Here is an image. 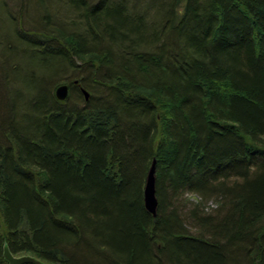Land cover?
I'll return each instance as SVG.
<instances>
[{
  "label": "trees",
  "instance_id": "obj_1",
  "mask_svg": "<svg viewBox=\"0 0 264 264\" xmlns=\"http://www.w3.org/2000/svg\"><path fill=\"white\" fill-rule=\"evenodd\" d=\"M25 1L43 16L20 17L37 29L0 95V264L7 246L46 264H264V0Z\"/></svg>",
  "mask_w": 264,
  "mask_h": 264
},
{
  "label": "rangeland",
  "instance_id": "obj_2",
  "mask_svg": "<svg viewBox=\"0 0 264 264\" xmlns=\"http://www.w3.org/2000/svg\"><path fill=\"white\" fill-rule=\"evenodd\" d=\"M97 1V0H95ZM37 5H39V3L37 2H30L27 3L25 0H0V95L4 96L6 94L7 90H8V85L10 83L11 80V72L13 70L14 67L16 66H20L23 70L25 68V63L22 61L17 60L16 57H14V53H12V51H10V49H19L20 44L19 41L17 40V35H21V33L23 31H25L26 33L29 31H35V29H37L35 27V25H32L31 27H29V25L23 21H21L20 17H23L24 15H27L28 17H30L29 19L35 23L38 24L41 19V17L43 16V12L41 11L40 6L38 7ZM63 10H65V12H67L66 8ZM68 15L71 14L70 11L67 12ZM10 16L11 20L9 21V19H7V16ZM30 20H28V23L30 22ZM13 21L15 24L17 25V29H16V33H11V35L9 34V32H12V27L10 26V30L8 27L4 26V24H6V22L9 24V22ZM14 24V25H15ZM3 32V33H2ZM21 48V47H20ZM10 69V71H9ZM73 78V77H72ZM68 77L62 78L60 79V81H58V83L56 85H54V90L56 91L57 87L59 85L62 84H66L68 83ZM66 82V83H65ZM1 98V97H0ZM3 103L2 100H0V105ZM232 182H241V178L234 176L231 179ZM196 194V193H195ZM197 197H199V194H196ZM184 200H188V198L184 195ZM200 201H201V197H200ZM209 201H211V203H209ZM190 203H194L197 204L195 201H189ZM225 198L221 197V196H215V197H211L210 200L206 201L205 204L206 207H209L212 209V211L209 213L213 216H215L217 214V212H219L221 210V207L225 205ZM218 205V206H217ZM188 230L189 232H191V234H197L198 230H195L193 227L188 226Z\"/></svg>",
  "mask_w": 264,
  "mask_h": 264
},
{
  "label": "water",
  "instance_id": "obj_3",
  "mask_svg": "<svg viewBox=\"0 0 264 264\" xmlns=\"http://www.w3.org/2000/svg\"><path fill=\"white\" fill-rule=\"evenodd\" d=\"M83 92L86 95V99L89 100L91 97V93L87 89H83ZM56 96L60 101L68 100L70 96V85L62 84L56 90ZM156 166L157 160L154 159L146 178V190H145V204L146 209L150 212L154 217L158 214V206L159 201L156 195ZM6 259L11 264H46L42 260H38L33 256H15L10 248L7 246L5 249Z\"/></svg>",
  "mask_w": 264,
  "mask_h": 264
},
{
  "label": "clouds",
  "instance_id": "obj_4",
  "mask_svg": "<svg viewBox=\"0 0 264 264\" xmlns=\"http://www.w3.org/2000/svg\"><path fill=\"white\" fill-rule=\"evenodd\" d=\"M185 196L188 198L189 201H195L197 204H200L201 203L200 198L197 197V195L195 193H188V192H186L185 193ZM209 203H211V201H209ZM211 211H212L211 208L204 207L202 214H209Z\"/></svg>",
  "mask_w": 264,
  "mask_h": 264
},
{
  "label": "bare ground",
  "instance_id": "obj_5",
  "mask_svg": "<svg viewBox=\"0 0 264 264\" xmlns=\"http://www.w3.org/2000/svg\"><path fill=\"white\" fill-rule=\"evenodd\" d=\"M59 86H61V85H59ZM59 86H58V87H59ZM58 87H57V88H58ZM56 90H57V89H56ZM55 94H56V91H55ZM145 190H146V186H145ZM199 198H200V197H199ZM4 247H5V246H4ZM256 263H257V262H256Z\"/></svg>",
  "mask_w": 264,
  "mask_h": 264
}]
</instances>
